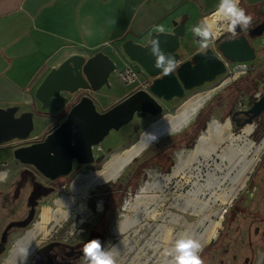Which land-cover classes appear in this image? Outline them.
Wrapping results in <instances>:
<instances>
[{"label": "water", "instance_id": "1", "mask_svg": "<svg viewBox=\"0 0 264 264\" xmlns=\"http://www.w3.org/2000/svg\"><path fill=\"white\" fill-rule=\"evenodd\" d=\"M259 14L264 17V6L260 8ZM236 32L237 34L233 35L227 31L211 41L208 49L199 50L185 60H183L179 49L182 46L183 51L187 49L189 39L185 25L177 21L174 22L171 31L152 34L147 44L137 43L134 40L124 41L122 46L118 47V53L140 68L150 84L147 88L131 92L112 107L103 111L97 109L91 91L97 92L104 85L109 86L110 78L117 69L115 61L103 52H97L90 56L72 55L58 67L52 68L46 75L36 89L35 104L32 110L22 112L18 106L0 107V146L13 140L21 141L12 146L14 156L21 161L34 164L43 172L54 177L69 173L74 158L81 163L94 161V146L100 144L111 130L120 129L130 123L135 116L139 118L159 117L142 131L138 140L130 145L132 147L142 139V135L151 126L166 114H171L167 112L169 111L167 106L173 99L187 98L188 91L200 87L206 82H212L220 75L227 74L226 61L250 62L256 59V49L249 39L264 34V18L257 25L248 27L246 31L241 30L238 26ZM155 37H159L162 50L165 53H171L177 60L178 67L169 75H165L161 69L154 67L156 57L151 53L150 43ZM38 102L42 110L51 109L53 111H39ZM182 105L183 103L176 107V112ZM236 113L248 116L242 122L239 118L236 119L238 126L241 127L239 130L241 133L246 126L253 125L255 118L264 113V94L261 95L259 102L256 99L248 109L239 110ZM35 116L55 119L57 124L50 129L51 131L49 130L50 132L45 133L43 138L32 141L34 137L31 134L35 127ZM233 118H235V114ZM190 121L191 117L188 122L181 124L178 129L169 133L180 132ZM212 121L207 123L205 130L198 135L190 150L195 148L204 134L209 133ZM219 123L220 125L229 123V126L232 127V119ZM254 130L255 128L249 134L250 138ZM169 133L163 132L155 137L160 138ZM263 138L264 135L259 142L251 139L260 143ZM152 141L154 138L147 141L138 153L125 162L114 173L115 175L113 174L115 178H110L108 181L116 179L123 168L141 154ZM23 142L28 143L22 144ZM219 152L220 150H218ZM212 158L218 161V158L213 154ZM175 164L176 162L171 167L172 170ZM52 170L55 171L52 172Z\"/></svg>", "mask_w": 264, "mask_h": 264}, {"label": "crops", "instance_id": "2", "mask_svg": "<svg viewBox=\"0 0 264 264\" xmlns=\"http://www.w3.org/2000/svg\"><path fill=\"white\" fill-rule=\"evenodd\" d=\"M219 3L220 0H0V107L32 110L34 94L46 75L75 54L103 52L117 65L113 74H119L128 64L134 65L118 53L124 41L147 44L161 27L171 31L175 21L185 25L188 39L193 38L192 28L203 17L215 15ZM262 6L264 0H240V7L251 17ZM199 50L200 47L192 54ZM259 55L264 58V49ZM186 58L189 57L183 60ZM116 84L110 79L109 86L91 91L102 110L137 90L127 88L117 93ZM167 107L170 111L177 106ZM51 120V126H56L57 120ZM32 136L38 137L39 133Z\"/></svg>", "mask_w": 264, "mask_h": 264}, {"label": "rangeland", "instance_id": "3", "mask_svg": "<svg viewBox=\"0 0 264 264\" xmlns=\"http://www.w3.org/2000/svg\"><path fill=\"white\" fill-rule=\"evenodd\" d=\"M256 16L257 19L255 18V20H253L250 23L249 27L255 26L257 22H261L264 18L263 15L259 13L256 14ZM198 39L199 38L195 36H193V38L192 37L189 38V42L187 43V49H184V51H183V46L180 47L179 52L183 58L186 56L191 57L193 55L192 53L196 51L197 48H199ZM249 40L250 43L256 49L257 57L255 60L249 62L251 66V70L247 75H242L240 77H237V76H228L225 73L217 77V79L212 82H206L204 85L197 87L191 91H188L187 98H183V99L175 98L170 103H168V105H171L174 108L178 105H181L182 103L184 105L187 101L194 98L195 96L201 95L203 105L198 106L199 109H197V112L191 116V121L188 123V125L196 118L200 109L205 105H209V104L214 105V110L210 121L217 120L218 122L221 123H224L226 121H231L232 113L230 109L232 108V106L234 110L249 108L248 99H249V95H252V92H250L251 94L249 93L248 96L242 95L241 93L239 94L238 92L237 93L234 92L229 96V98H227V96L230 94V91H232V89L234 88V87L232 88L233 82L239 79L241 80L249 79V76L251 77L257 76L261 70L264 71V58L260 59V55H259V51L261 49H264V34L260 37L250 38ZM145 78H146L145 75L141 73L140 76L141 81L145 80ZM110 79L111 80L113 79V81L117 82V84L115 85V90L117 93H122L126 91L127 88L132 89L139 85V83H135L133 85H127L121 82L119 80V74H113V76H111ZM257 93H260V96L264 94V80L262 81L258 91L254 94V96H256ZM243 97H248V99ZM97 109L99 111H103L100 106H97ZM175 109L176 108L171 109L170 111L167 112L171 113L172 115H176ZM38 110L42 112L53 111L51 109L42 110L40 106H38ZM157 119H159V117L147 120V118H139L135 116L130 123L122 126L120 129L111 130V132L100 142L102 149H97L95 147V151L99 154L105 152L106 158L113 153H114L113 156L122 153V150L124 148L126 147L129 148L132 143L136 142L142 131L145 128H147V126H149L152 121H156ZM51 121L52 120L48 117L35 116V127L31 135H35L39 133V136H42L45 133H47L52 127L50 124ZM188 125L184 126L180 130V132L186 129ZM233 126H235V124L232 123V127L228 126L225 128L222 134L224 139H227L228 136L233 135L234 132L232 131H235L236 128V127L233 128ZM249 126H252L253 128L256 129L258 126L257 120H255L253 125H249ZM249 126H246L244 129H246ZM236 133H239V131ZM242 133L243 132L236 135L238 136ZM248 138L250 140L253 139V137H251L252 138L251 139L249 136ZM260 143H256V145H259ZM227 145H230V141H226L223 144V148L227 147ZM162 146L164 148L161 150L160 153L157 154V156H159L160 154H164L163 155L164 158L167 156L173 157L176 164L179 162L180 156L183 159H187L188 155L193 151L190 150L191 148L189 149L185 147L172 148L170 145L166 146V144ZM12 149L13 148L8 147L6 145H1L0 160L4 159L8 153L10 154V152H12ZM142 153L143 152H141V154L139 155H142ZM263 155H264V150L259 154L253 170L249 173V179L246 182L245 186L239 190V192L235 195L232 201L222 206L221 208L222 213L220 212V214L211 216V219L220 221V225L217 227L215 237L211 238L208 241L204 240L202 242L203 251L201 255L204 264H264ZM157 156L152 157L151 161H149L145 166L143 165L141 166L140 164V166L143 167V180H142L143 186H145L147 179L149 180L147 182H152L154 180V177H156V175L157 176L159 175L155 173L156 171L160 172V169L164 170L163 167L165 166L164 165L165 159H162L163 157H161V161H157ZM200 167H201L200 176L202 178L200 183H203L204 175L208 171L206 170L208 168L206 166L205 167L200 166ZM148 173H152V174L155 173V174L151 177L149 176ZM192 174L197 175V172L193 171ZM159 176H170V175H159ZM196 180H197L196 177H193L188 172H186L185 175L183 176L180 175L176 178H173L171 180V183L168 185V188L165 190L164 193H162V196L165 197V199L164 202L157 209L159 214L155 219H150L148 223L141 228L142 237L140 235L139 237L142 238V241L140 242L141 238L137 240L139 241L140 244H142L141 247H143V251H144V255L140 259V262L145 264H155L157 261L163 259H167V260L174 259L173 255L164 254V250L166 249L167 245L170 242H167L166 240L163 239H152L151 238L152 233L155 230L156 226L158 225L164 224L169 226V224L167 223L168 213L171 214L172 212L173 214L177 213L176 215L182 213L184 216L188 217L189 220L191 221V222L185 221V223L188 224H196L199 221L200 216L190 214L189 212L184 213L183 211L178 210L176 207L171 205L173 198L175 196L186 194L187 192L186 193L183 192H185L190 187L193 188L192 183H194ZM246 192H248L249 194L247 200L244 199ZM202 198H204L203 200H207L211 197L210 195L207 196L202 195ZM79 200H81L80 203L81 205L84 204L83 203L84 201H87V198H79ZM210 204L212 211H216L220 208V201L216 203L211 202ZM51 206H53V202L51 197H49L48 203H45L42 206L37 207L36 211L38 212L39 210V213H41L42 216L44 210L50 209L49 207ZM126 213L129 212L127 211ZM183 215H181L182 221H184ZM120 217L121 216H119L118 218ZM206 225H209V222H206L205 226ZM202 228L203 227H198L196 228L195 231L201 233L203 230ZM182 230H184V228L174 227L171 233L172 237L174 238V236ZM17 236L18 233H15V235L12 236V238L10 239L11 243L16 241ZM132 238L134 239L136 237L133 236ZM147 241L151 242V246H145ZM134 256L135 255L132 256V253H129L124 257V260L116 259V261L118 260L121 264H127L133 259ZM3 261H4L3 263H5L6 259H3Z\"/></svg>", "mask_w": 264, "mask_h": 264}, {"label": "flooded vegetation", "instance_id": "4", "mask_svg": "<svg viewBox=\"0 0 264 264\" xmlns=\"http://www.w3.org/2000/svg\"><path fill=\"white\" fill-rule=\"evenodd\" d=\"M255 18L257 19L256 15L252 17L251 22ZM239 110L243 109H237ZM237 111L231 117L232 123L235 124L233 128L236 127L235 131H232L234 133L241 129L236 119L239 118L242 122L248 117L243 113H236ZM234 114L235 118H233ZM152 118L148 116L147 120ZM43 137L44 135L34 137L32 141ZM19 142L21 141L13 140L5 145L12 148ZM26 143L28 142L22 144ZM95 147L102 149L100 144L94 146V161L81 163L74 158L69 173L54 177L30 162L19 160L14 156L13 151L0 160V173L8 174L7 179L0 182V264H7L14 246L30 231H34V235L26 248L27 260L25 262L23 258L20 264L86 263L83 259V247L93 238H100L102 245L111 249L122 237L134 236L136 248L129 253L133 256L141 248L142 244L137 241L142 237L140 227L123 233L118 232L124 218L132 215L129 209L131 204L136 200L142 187L149 183L147 179L145 186L142 184L143 167H139L141 161L134 164L135 159L140 155L125 166L116 179L90 187L87 191L88 195L84 196L82 192L75 193L72 190V184L77 176L88 175L92 170H100L103 163L110 157L106 158L105 152L97 153ZM171 167L169 170L160 169V172L155 173L172 175ZM148 174L151 177L154 175ZM64 196L67 204H60L59 201ZM49 197L53 202L51 206L53 208L49 207L52 215L49 222L42 223L41 213L36 210L37 207L48 203ZM79 198H87V201L83 202L85 205L83 209H79L81 203ZM199 198L202 199V196ZM127 211L129 213H126ZM119 216L121 217L118 218ZM183 218L184 221L191 222L188 217L183 216ZM41 226L44 228L42 229ZM15 233H18L17 239L11 243L10 239ZM3 259H6L5 263Z\"/></svg>", "mask_w": 264, "mask_h": 264}, {"label": "bare ground", "instance_id": "5", "mask_svg": "<svg viewBox=\"0 0 264 264\" xmlns=\"http://www.w3.org/2000/svg\"><path fill=\"white\" fill-rule=\"evenodd\" d=\"M209 19L217 24L219 28L218 38L222 32H224L222 15L217 12ZM201 102L203 103L201 95L195 96L182 105L176 112V115L166 114L163 116L162 119L151 126L142 135V139L138 143L124 149L122 153L110 157L100 170L91 171L88 175L83 174L77 176L72 184V190L75 193L82 192L85 196L90 187L106 183L110 178H115L114 173L118 171L125 162L129 161L138 153L147 141L160 133L175 131L181 124L188 122L195 111L197 112L198 106L202 105ZM228 126L229 123L220 125L217 120H213L210 125L209 133L202 136L187 159H183L181 156L179 157V162L173 167L174 171L172 175H156L152 182L142 187L141 192L137 195L136 200L129 208L132 215H127L124 218L118 232L123 233L131 229L142 228L150 219H155L159 214L157 209L165 199L162 193L168 188L171 180L180 175L183 176L188 172L191 176L197 178V180L192 183L193 188L190 187L184 195L175 196L171 205L184 213L189 212L190 214L200 216L199 221L196 224H188L182 221V216L180 214H178L180 215L178 216L176 215L177 213H168L167 223L169 226L164 224L156 226L151 238L163 239L170 242L164 250V254L174 256L175 253L172 249L174 248L175 241L183 235L193 236L201 243L204 240L208 241L215 237L220 221L211 219V216L220 214L222 206L232 201L239 190L245 186L249 179V173L253 170L259 154L264 150V138L259 145H256L254 141L248 138L253 130L252 126L248 125L249 127L244 129L242 131L243 133L238 136L233 134L232 136H228L227 139H224L222 134ZM226 141H230V145L220 149ZM218 150H220L219 153ZM212 154L214 157L218 158V161L212 158ZM200 157L203 160H201ZM200 166H206L208 168L206 169L208 171L204 175L203 183H200L202 180L200 176ZM193 171H196L197 175H193ZM202 195H210L211 198L207 200H203L204 198L199 199ZM66 201L67 199L64 196L59 203L67 204ZM219 201L220 208L216 211H212L210 203ZM84 207L85 205L81 204L79 209H83ZM51 215V209H45L42 214V223L49 222ZM63 215L65 216V214ZM206 222H209V225L205 226ZM174 227H182L184 230L177 233L173 238L171 233ZM198 227H203L201 233L195 231ZM41 228L43 229L44 226H41ZM32 235H34V231L28 232L24 238L19 240L12 249L7 264L21 263V260L27 254L26 248L32 239ZM117 243L116 246L111 248V250L116 253V259L124 260L127 253L136 248V241L129 236L122 237ZM145 246H151V242L147 241ZM143 255L144 251L143 247H141L136 252L133 259L127 264H145L140 262ZM117 264L121 263L117 260ZM155 264H173V259H163L157 261Z\"/></svg>", "mask_w": 264, "mask_h": 264}, {"label": "clouds", "instance_id": "6", "mask_svg": "<svg viewBox=\"0 0 264 264\" xmlns=\"http://www.w3.org/2000/svg\"><path fill=\"white\" fill-rule=\"evenodd\" d=\"M218 12L222 15V26L224 31L231 32L233 35L239 26L246 31L251 23V15L246 14V10L240 7V0H220ZM159 32L163 33L161 27ZM219 28L207 16L192 28L195 37L199 38L198 43L201 50L208 49L210 42L218 36ZM150 50L156 57L154 67L161 69L165 75H169L178 67L175 56L165 53L161 46L159 37L151 40ZM260 93L256 94L259 102ZM158 137H154V140ZM7 173H0V182L7 179ZM172 251L175 253L173 264H204L202 259L203 245L193 236L183 235L175 241ZM83 259L86 264H117L116 253L102 245L100 238H93L87 241L83 247ZM27 260V254L24 261Z\"/></svg>", "mask_w": 264, "mask_h": 264}, {"label": "trees", "instance_id": "7", "mask_svg": "<svg viewBox=\"0 0 264 264\" xmlns=\"http://www.w3.org/2000/svg\"><path fill=\"white\" fill-rule=\"evenodd\" d=\"M263 79H264V71L261 70L257 76H252V77L249 76V79L246 80L239 79L233 82L232 88L233 87L234 88L232 89V91H230V94L227 96V98H229V96L234 92L235 93L238 92L239 94L241 93L242 95H247V96L249 95L250 92H252V95H249V105H251L256 100L254 94L258 91ZM213 110H214L213 104L205 105L204 107H202L198 112L196 118L187 126L186 129H184L179 133L166 134L152 141L149 147L145 149L144 153L140 155V157H137L135 159L134 163L141 161V166L142 165L145 166L149 161H151L152 157L157 156V154L161 152V150L164 148L162 145L165 144L166 146L170 145L172 148H177V147L192 148L195 144L196 138L203 130H205L207 123L210 121L213 114ZM230 110L232 114L235 111H237V109L236 110L233 109V106ZM256 120L258 122V126L251 134V137H253L255 141H260V139L264 135V113L261 116L257 117ZM163 155L164 154H160L159 156H157V161H161V157H163L162 159H165V163H164L165 166L163 167V169L169 170L171 165L174 163V159L173 157L170 156L164 158ZM263 159H264V155H263ZM141 166L139 165V167ZM248 197L249 194L248 192H246L244 199L247 200Z\"/></svg>", "mask_w": 264, "mask_h": 264}, {"label": "built area", "instance_id": "8", "mask_svg": "<svg viewBox=\"0 0 264 264\" xmlns=\"http://www.w3.org/2000/svg\"><path fill=\"white\" fill-rule=\"evenodd\" d=\"M226 32L227 31L222 32L221 35L225 34ZM236 34L237 32L235 33V35ZM226 65H227V75L228 76L240 77L242 75H246L251 70V66L249 62H245V61H239V62L226 61ZM141 73H142V70L140 68H138L135 65L128 64L123 70L119 72V80L127 85L139 83V85L137 86V89L147 88L150 82L141 81L140 79ZM243 98L248 99L247 97H243Z\"/></svg>", "mask_w": 264, "mask_h": 264}]
</instances>
